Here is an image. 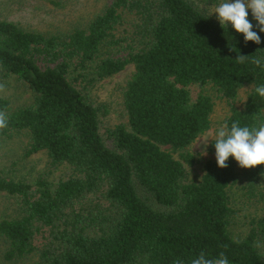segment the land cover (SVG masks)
I'll return each mask as SVG.
<instances>
[{"label": "trees", "instance_id": "1", "mask_svg": "<svg viewBox=\"0 0 264 264\" xmlns=\"http://www.w3.org/2000/svg\"><path fill=\"white\" fill-rule=\"evenodd\" d=\"M219 2L109 0L66 34L0 20L1 75L15 76L32 94L30 104L16 107L0 97L8 117L0 142L24 131L26 155L43 151L49 168L71 171L56 181L0 175V193L18 209L0 219L4 262L35 255V264H189L203 251L209 258L223 252L229 264H264V164L241 168L230 156L220 168L214 156L199 181L188 170L198 160L186 148L209 130L213 110L211 97L191 99L189 86L214 87L229 105L223 123L264 122V98L254 92L264 68L251 63L264 60V32L260 44L245 43L231 24L222 28L211 15ZM238 53L249 60L238 63ZM128 65L127 122L108 127L90 90ZM210 148L215 153L212 141ZM235 186L259 206L241 234L233 232Z\"/></svg>", "mask_w": 264, "mask_h": 264}, {"label": "rangeland", "instance_id": "2", "mask_svg": "<svg viewBox=\"0 0 264 264\" xmlns=\"http://www.w3.org/2000/svg\"><path fill=\"white\" fill-rule=\"evenodd\" d=\"M108 2L109 0H0V20L12 21L26 30L45 34H66L75 27H85ZM131 73L132 65H128L120 73L97 81L90 90L91 100L105 112L103 120L108 127L127 122L123 106V89ZM0 85L3 86L0 87V97L9 99L13 107L31 103L30 90L15 76L2 77L0 72ZM188 90L191 99L202 92L209 95L213 101L209 130L186 148L198 160L196 166L188 169L190 178L199 181L203 174V164L215 156L210 148L211 140L207 145L204 144L208 136L223 123L229 112V105L210 84L202 87L191 85ZM248 91L247 87L239 90L236 98L238 107L242 106ZM27 143L28 136L24 131L14 133L9 139L0 142V175L32 182L39 174L46 176L50 181H56L71 173L67 165H61L56 169L49 168L47 156L43 151L26 155ZM178 154L175 152L173 156L179 158ZM231 196L238 211L233 232L241 234L245 232L250 219L259 213V206L242 200L240 190L236 186L232 188ZM17 210V200L0 193V219L15 216ZM6 248V241L0 237V264L36 263L35 255L21 262L6 263L2 259Z\"/></svg>", "mask_w": 264, "mask_h": 264}, {"label": "clouds", "instance_id": "3", "mask_svg": "<svg viewBox=\"0 0 264 264\" xmlns=\"http://www.w3.org/2000/svg\"><path fill=\"white\" fill-rule=\"evenodd\" d=\"M248 10H251V16L257 22L255 25L248 19ZM213 14L222 28H228L231 24L236 32L243 34L245 43L248 41L261 43L258 33L264 32V0H220L212 8L211 15ZM254 27L258 31H254ZM235 59L238 63H245L249 57L238 53ZM251 63L264 68V60L260 58L252 57ZM254 92L264 98V84L256 85ZM7 125V114L0 111V129L6 128ZM209 140L214 145L215 159L220 168L228 167L226 161L230 156L241 168L264 164V122L254 126H240L239 121H234L230 125L224 122L208 136L204 145H207ZM173 264H184V262L177 259ZM189 264H229V261L223 252H220L216 258H209L202 251L192 258Z\"/></svg>", "mask_w": 264, "mask_h": 264}]
</instances>
